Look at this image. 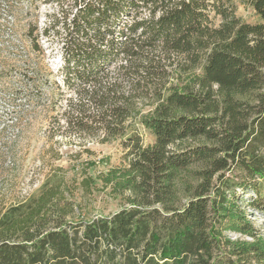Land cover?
Segmentation results:
<instances>
[{"label": "trees", "instance_id": "trees-1", "mask_svg": "<svg viewBox=\"0 0 264 264\" xmlns=\"http://www.w3.org/2000/svg\"><path fill=\"white\" fill-rule=\"evenodd\" d=\"M41 2L59 9L40 35L29 23L32 49L61 43L69 130L126 150L128 163L102 177L125 204L76 220L61 183L45 182L1 216L0 264H264L249 218L264 217V0H247L256 24L235 0ZM142 97L154 108L138 118ZM192 166L182 203L176 180Z\"/></svg>", "mask_w": 264, "mask_h": 264}, {"label": "rangeland", "instance_id": "rangeland-1", "mask_svg": "<svg viewBox=\"0 0 264 264\" xmlns=\"http://www.w3.org/2000/svg\"><path fill=\"white\" fill-rule=\"evenodd\" d=\"M235 1L243 21L260 22L247 0ZM58 9L41 0H0V218L12 205L39 195L45 182L61 183L58 191L72 204L76 220L109 215L125 204L111 184L105 186L102 177L128 163L126 150L119 140L101 143L102 136L81 137L69 130L62 117L66 97L62 99L57 88L61 43L54 37L40 38V50L32 49L29 23L38 24L35 35H40L49 15L57 14ZM163 63L171 73V58ZM45 81L49 88L43 85ZM35 82L40 93L36 98L31 91ZM150 101L145 97L138 100V118L152 113ZM139 129L144 144H153V135L144 126ZM197 169L192 166L177 177L182 203L197 183L192 174ZM85 182L91 190L85 188ZM246 203H241L243 208ZM249 218L257 231L264 233V217L256 214ZM225 235L234 239L232 231L226 230ZM237 235L253 242L248 236Z\"/></svg>", "mask_w": 264, "mask_h": 264}]
</instances>
